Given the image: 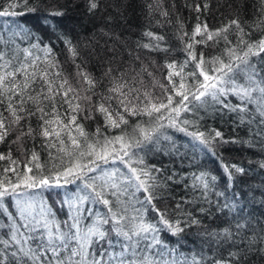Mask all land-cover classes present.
I'll list each match as a JSON object with an SVG mask.
<instances>
[{"label": "trees", "instance_id": "obj_1", "mask_svg": "<svg viewBox=\"0 0 264 264\" xmlns=\"http://www.w3.org/2000/svg\"><path fill=\"white\" fill-rule=\"evenodd\" d=\"M0 264H264V0H0Z\"/></svg>", "mask_w": 264, "mask_h": 264}, {"label": "rangeland", "instance_id": "obj_2", "mask_svg": "<svg viewBox=\"0 0 264 264\" xmlns=\"http://www.w3.org/2000/svg\"><path fill=\"white\" fill-rule=\"evenodd\" d=\"M233 54H236V52H232L231 54H223L222 55V58L226 61L227 60V56L229 55V56H233L234 57V55ZM76 77V82H78L79 83V78L77 77V76H75ZM207 82H205L204 84H206ZM235 91H237V92H240L239 90V88H237V90L236 89H234ZM87 93V94H90V93H92L93 91H91V90H88V88H87V90H84V91H81V93ZM74 92L72 91V94H73ZM77 96H80L78 93L76 94ZM74 96V97H77V96ZM85 101V102H84ZM84 101H83V99L81 98L80 99V103H81V105L82 106H79L78 108L75 106V105H73V108H74V110L75 111H77V110H79L80 111V113L82 114V115H84V116H88L89 115V117L90 118H92L93 117V115H92V113H91V110H88L87 108H88V106H91V105H93V103H94V101H95V95H91L90 94V96H88L87 97V99L85 98L84 99ZM77 104H79V102H77ZM135 108V107H134ZM92 115V116H91ZM88 118V117H87ZM119 118L120 119H122L123 118V116H122V118L119 116ZM147 118H151V115H149ZM115 120V119H114ZM147 122V121H146ZM146 122H144L143 123V121L140 119V118H138L137 119V121H136V123H133L132 121L131 122H129V123H127V124H124V125H122V126H116V125H113V128L115 129V130H117V134H119L120 132L122 133V134H124L126 137H128L130 134H131V136L129 137L130 138V141H128L127 139L126 140H123V143H124V147H123V150H125V151H128V150H130L133 146H136V145H142V147L140 146V148H135V149H147V148H149L150 150H155V147H152V146H155L153 143H155L154 141H150L149 143H146V141H144L142 138L143 137H150L151 136V134L149 133V131H148V133H146L147 135H137V138L136 139H133V135H132V133H135L136 131H138V130H140V129H142V128H144V130H145V123ZM160 138H161V136H160ZM94 139H95V141L97 142V145L96 146H94V147H91V148H93L94 150V154H95V156H96V158L94 159V160H96V159H99V158H102V160H104V159H106V158H108V159H111L113 156H115V154H116V150H118L117 148H113V149H111V143L110 144H108V143H106V142H108L107 140H111V139H113V137H111V136H109V135H107V134H101V135H99V136H96L95 135V137H94ZM166 141H168L169 140V137L168 136H166V139H165ZM89 146H92V145H87V143L86 144H84V146H83V150H87V149H89V148H87V147H89ZM68 149V145L64 148V149H62V148H60V149H58L57 151H56V155H64V154H66L67 152L65 151V150H67ZM114 149H116V150H114ZM136 151H138V150H136ZM74 154V159L76 158H81V156H83V155H78V153L77 152H74L73 153ZM85 158V157H84ZM100 163V162H99ZM98 163V164H99ZM89 164V163H88ZM83 164L81 163L79 166H82ZM62 167H66V164L64 163L63 164V166ZM93 167V168H92ZM91 168L92 169H96L97 168V165H93V164H91ZM182 186V184H181V182H179V184H178V187H181ZM129 190V194H127V195H132L133 193H134V191H135V189L133 188V187H131L130 185H129V187H128V189H127V191ZM24 202V205H28V202L27 201H23ZM236 207H238V206H236ZM40 209V205H38V206H36V209ZM29 210H31V208H29ZM33 218V217H32Z\"/></svg>", "mask_w": 264, "mask_h": 264}]
</instances>
